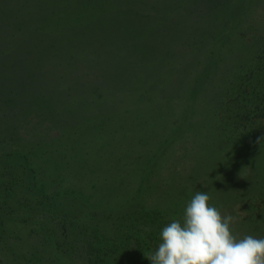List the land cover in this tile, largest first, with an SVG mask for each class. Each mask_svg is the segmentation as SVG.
Instances as JSON below:
<instances>
[{
	"label": "rangeland",
	"instance_id": "1",
	"mask_svg": "<svg viewBox=\"0 0 264 264\" xmlns=\"http://www.w3.org/2000/svg\"><path fill=\"white\" fill-rule=\"evenodd\" d=\"M214 169L264 238V0H0V264H151Z\"/></svg>",
	"mask_w": 264,
	"mask_h": 264
},
{
	"label": "clouds",
	"instance_id": "2",
	"mask_svg": "<svg viewBox=\"0 0 264 264\" xmlns=\"http://www.w3.org/2000/svg\"><path fill=\"white\" fill-rule=\"evenodd\" d=\"M207 191H197L160 233L161 243L146 256L151 264H264V238L233 234L236 217L209 204Z\"/></svg>",
	"mask_w": 264,
	"mask_h": 264
},
{
	"label": "trees",
	"instance_id": "3",
	"mask_svg": "<svg viewBox=\"0 0 264 264\" xmlns=\"http://www.w3.org/2000/svg\"><path fill=\"white\" fill-rule=\"evenodd\" d=\"M196 84L198 85L199 84V81ZM195 89H199L198 86H196ZM204 102L206 104H211L210 101H204ZM211 102H212V100H211ZM190 107H188V110L190 109ZM197 169L198 168H193V171H195ZM217 171H219V169L218 170H215L214 169V171L212 172L214 174L211 175V176H208V177L207 176H204V175H201V177L200 176H196L198 178H196L194 180V182L192 184L193 185L192 187L191 186L188 187L189 190H191L192 192L207 191L209 194H211V192L215 191V189L220 185V183H222L224 181H226V182L227 181H230L228 178H226L224 176H219ZM189 200L187 202H189ZM164 219H165V216L162 215V214H160V217H159L160 225L163 224L162 222L164 221ZM65 232H66L65 236L68 237L69 236V233H68V229L67 228H65ZM30 257H31V259L34 257L33 256V253H30ZM39 260H42V259L39 258Z\"/></svg>",
	"mask_w": 264,
	"mask_h": 264
}]
</instances>
